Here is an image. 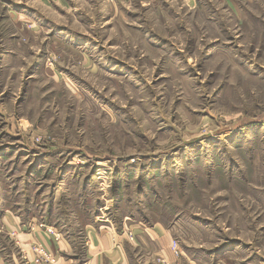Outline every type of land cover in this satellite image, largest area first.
<instances>
[{"label":"rangeland","instance_id":"1","mask_svg":"<svg viewBox=\"0 0 264 264\" xmlns=\"http://www.w3.org/2000/svg\"><path fill=\"white\" fill-rule=\"evenodd\" d=\"M16 1L0 0V220L70 264L91 227L136 238L130 264H165L159 228L173 264H264V0H135L64 26ZM0 239L8 263L40 247L61 264Z\"/></svg>","mask_w":264,"mask_h":264},{"label":"crops","instance_id":"2","mask_svg":"<svg viewBox=\"0 0 264 264\" xmlns=\"http://www.w3.org/2000/svg\"><path fill=\"white\" fill-rule=\"evenodd\" d=\"M159 1L162 0H146L144 2H146L148 6H151L152 3L157 4ZM164 1L170 2L171 4L177 5L181 8L186 7L189 9H193L198 4L199 0ZM16 2L19 6L17 7L19 10V12L17 13L19 18H21L22 16L27 17L25 11L27 7L32 9L34 15L37 14L38 11L41 13H49L55 20H66V22H61L60 20V22H57L58 25L64 26L68 25L69 20H73L74 18H76L75 13L78 11H83L84 7L86 17L92 18L95 15L98 22H100L101 19L99 17L103 16V12L107 9L113 10L116 13H121V10L124 9V7H126L127 9L132 8L135 0H17ZM61 11H63L64 13L61 14ZM1 221L3 222V224L0 227V233L2 231H5L6 234L9 235V239H13L16 243L15 245L20 247L21 253L24 252L22 255H24V257L25 255H27L29 258H31L29 259V262H32L31 260L35 256V254L31 252L32 245L37 242L43 243L47 247V250L55 255L58 263L70 264L67 261L63 260L60 255H58L60 253L58 251L60 247L59 242H56V240L53 239L51 235L47 234L45 230L34 227L35 229H31L30 232H27L25 229L26 227H20L19 219L16 216H10L8 214H4L0 222ZM159 229L160 230L152 229L150 231L148 229L147 233L151 238L150 243H154L156 251L161 254L163 258V263L165 262V264H173V262H175L176 260L171 249L172 239L166 229ZM139 233L142 234L143 232L140 231ZM141 234L140 236H142ZM12 235L16 237L13 238ZM88 237V256L85 264H130L128 250H132L134 248L133 246L137 245L136 238L134 240H129V236L126 233H124V235H117L114 234L111 228L106 230H97L94 227L89 228ZM2 245L3 244L1 243L0 239V264H11L8 263L5 259L6 256L3 253ZM149 259L152 260V258H146V261L148 260V264L152 263Z\"/></svg>","mask_w":264,"mask_h":264},{"label":"built area","instance_id":"3","mask_svg":"<svg viewBox=\"0 0 264 264\" xmlns=\"http://www.w3.org/2000/svg\"><path fill=\"white\" fill-rule=\"evenodd\" d=\"M49 233H51V232H54L53 231V229H48L47 230ZM178 244L177 243H173V246H172V248H173V251L175 252V254L177 253V254H179V249H178V246H177ZM34 251L36 252V263L38 264H42V261H48V260H50V258H49V254L45 251V249L44 248H40V247H37V248H35L34 249Z\"/></svg>","mask_w":264,"mask_h":264}]
</instances>
